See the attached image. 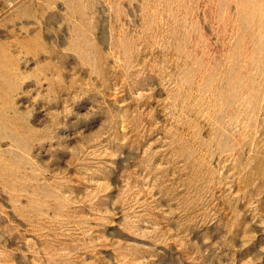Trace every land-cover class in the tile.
<instances>
[{"label": "rangeland", "instance_id": "1", "mask_svg": "<svg viewBox=\"0 0 264 264\" xmlns=\"http://www.w3.org/2000/svg\"><path fill=\"white\" fill-rule=\"evenodd\" d=\"M0 264H264V0H0Z\"/></svg>", "mask_w": 264, "mask_h": 264}]
</instances>
